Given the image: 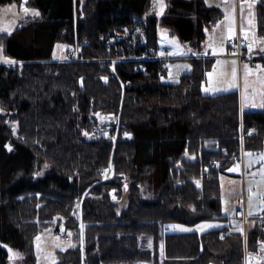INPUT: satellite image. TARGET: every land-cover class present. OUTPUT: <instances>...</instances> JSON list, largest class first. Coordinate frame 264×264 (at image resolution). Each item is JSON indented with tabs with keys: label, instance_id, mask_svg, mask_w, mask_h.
Segmentation results:
<instances>
[{
	"label": "trees",
	"instance_id": "trees-1",
	"mask_svg": "<svg viewBox=\"0 0 264 264\" xmlns=\"http://www.w3.org/2000/svg\"><path fill=\"white\" fill-rule=\"evenodd\" d=\"M151 3L28 0L39 15L0 33V241L30 262L44 229L70 237L55 264H244L245 247L264 241V211L252 217L246 238L228 226L163 231L169 223L226 217L220 173L240 153L241 118L250 131L245 149L264 151V108L241 106L237 90L203 92L213 58L192 57L193 68L176 81L165 80L161 60L113 66L109 58L120 53H107L106 39L123 28L135 31L121 51L128 56L160 50L159 25L202 52L205 28L224 15L206 0H167L162 16ZM256 25L264 36L262 0ZM74 44L82 47L79 59L66 61ZM139 65L145 70L135 71ZM108 115L133 139H115L114 129L90 137L92 124ZM141 234L152 237V247ZM8 256L0 244V264Z\"/></svg>",
	"mask_w": 264,
	"mask_h": 264
},
{
	"label": "rangeland",
	"instance_id": "rangeland-1",
	"mask_svg": "<svg viewBox=\"0 0 264 264\" xmlns=\"http://www.w3.org/2000/svg\"><path fill=\"white\" fill-rule=\"evenodd\" d=\"M258 1L256 0L255 3H251V0H207L209 4L218 5L224 15L217 27L205 28L206 37L201 49V51L208 53L210 50L215 55L212 67L207 71L206 79L202 83L203 92L216 94L237 90L241 103L245 108H264L261 107L264 104V36L257 32L256 4ZM24 6V0L8 4L0 3V27L7 29V31L0 33H12L18 24L23 22L28 15H32L31 10H36L28 4V0L26 4L29 9L28 13L23 11ZM166 7L167 0H152L150 11L158 16H162L165 13ZM5 9L10 10L5 11ZM238 33L243 40L251 42L252 45L248 49V52L257 51L263 58H253L252 61H243V65L241 66L238 64L237 58L219 56V54L227 52L228 40L236 38ZM158 36L159 46L167 47L171 57L168 60L165 80L176 81L182 73L191 71L193 68L192 57H201V53L203 52L195 50L191 43L182 41L167 26L159 25ZM0 46L2 45L0 44ZM4 55L3 49L0 56ZM262 155H264V151L257 152L244 149L243 165L239 161H234L227 169V173H220V176H222L221 212L226 217L204 219L194 224L169 223L164 226V233L191 231L202 233L210 229L228 226L242 229L243 236L245 237L247 231L254 225L252 217L264 211V160L260 159ZM229 169L234 170L229 171ZM250 197L251 206L249 202ZM225 209L228 211L226 212ZM243 214L246 215L247 222L245 225L242 222ZM260 219H264V214L260 215ZM208 224L219 225L220 227L208 228L205 226ZM171 225H182L191 229V231H181L178 228L170 227ZM197 225H201L202 227L197 228ZM37 237H39L38 240ZM144 238H146V243L142 242V245L145 244L147 247H152V237L141 234L140 239ZM0 244L8 249V264H55L57 261L56 251L58 249H65L68 246L66 241L57 238L50 229H44L34 238L36 261L33 263L27 260V256L23 251L1 241ZM262 248H264V241L259 243L253 251L245 247L243 253L244 264H264V250ZM124 264L152 263L137 261Z\"/></svg>",
	"mask_w": 264,
	"mask_h": 264
},
{
	"label": "built area",
	"instance_id": "built-area-1",
	"mask_svg": "<svg viewBox=\"0 0 264 264\" xmlns=\"http://www.w3.org/2000/svg\"><path fill=\"white\" fill-rule=\"evenodd\" d=\"M134 36H135V31L129 28H123L122 31L111 34L106 39V44H107L106 52L110 53L112 49H116L120 53L118 55H114L113 57L109 58L113 66H114V63L119 60H139V61L140 60H161L163 61V67L168 69V60L171 57H170V51L167 47H162L160 48V50L151 48L149 50V54L145 56H128V55L123 54L121 51H123L124 43H130L133 40ZM228 43L233 47L234 56L239 61H251L252 60L253 54L248 52V49L251 47L250 41L243 40L238 35L236 38L232 40H228ZM85 44H87V41H83V45ZM81 48H82L81 45H78V44L72 45L71 48L69 49L66 61L78 60ZM143 70H145L144 65H139L135 68V71H143ZM113 77H116V73H114ZM123 84L126 85L127 87H130L132 83L131 81H128ZM102 119H103V122L92 124L89 130L90 137L95 138L104 133L111 132L114 129L115 139H121L124 141L133 139L134 136L132 133L121 128L119 119L111 115L104 116ZM126 133L128 135H126ZM249 133L250 131L244 128V124L241 118L240 126H239L240 153L234 155V158L238 159L241 163H243L242 152L244 148V140H245V137L249 135ZM211 165L214 166L216 169H218L220 164L217 161H215ZM102 170L104 173H106L108 171V168H103ZM242 222L244 225L247 222L245 214H243L242 216ZM54 235L57 238L62 239L63 241H68L70 238L69 235L62 229L55 230Z\"/></svg>",
	"mask_w": 264,
	"mask_h": 264
},
{
	"label": "snow or ice",
	"instance_id": "snow-or-ice-1",
	"mask_svg": "<svg viewBox=\"0 0 264 264\" xmlns=\"http://www.w3.org/2000/svg\"><path fill=\"white\" fill-rule=\"evenodd\" d=\"M206 2H207V0H206ZM256 2V0H251V3H255ZM262 2H264V0H262ZM24 3H25V6L23 7V11L25 12V13H28L29 12V9H28V7L26 6V4H27V0H24ZM10 9H5V11H9ZM161 10H163V9H161ZM31 14L32 15H34V16H38L39 15V12L38 11H36V10H31ZM3 31H7V29H5V28H3V27H0V32H3ZM10 34V33H9ZM2 52H3V48H2V46H0V54H2ZM162 55H163V53H162ZM4 62L5 63H15V61H11V60H8L7 58H4ZM234 63V62H233ZM162 79H163V77H162ZM206 91H207V89H206ZM261 107H264V104H262L261 105ZM0 112H3V109H0ZM97 115H99V114H97ZM85 135H88V133H85ZM126 135H128L127 133H126ZM6 147H9V149H10V146H7L6 145ZM249 155H251L250 153H249ZM260 159L261 160H264V155H262L261 157H260ZM234 169H229V171H233ZM197 183H199V182H197ZM250 206H251V197H250ZM225 211L227 212L228 210L227 209H225ZM251 214V213H250ZM206 227H208V228H212V227H220L219 225H212V224H208V225H205ZM170 227H172V228H178V229H180L181 231H191V229H189V228H186V227H184V226H182V225H171ZM202 226L201 225H197V228H201ZM241 231H242V229H240ZM39 239V237H37V240ZM262 250H264V248H262ZM9 251H11V250H9Z\"/></svg>",
	"mask_w": 264,
	"mask_h": 264
},
{
	"label": "crops",
	"instance_id": "crops-1",
	"mask_svg": "<svg viewBox=\"0 0 264 264\" xmlns=\"http://www.w3.org/2000/svg\"><path fill=\"white\" fill-rule=\"evenodd\" d=\"M208 3V2H207ZM209 4V3H208ZM214 5H216V4H214ZM218 6V5H217ZM152 12V11H151ZM217 27V26H216ZM238 35H239V33H238ZM240 36V35H239ZM237 37V36H236ZM241 37V36H240ZM233 49V48H232ZM229 50V47H227V52L226 53H221V54H219V56H222V57H232V58H235L236 59V57L234 56V51H230ZM203 53H201L202 54V56L203 57H209V58H213V57H215V55H213L211 52H210V50H209V53L208 52H205V51H202ZM252 53L254 54V57H255V55H257L255 58H263L262 56H260V54L257 52V51H252ZM0 59H2V56H0ZM237 61H238V64L239 65H243V61H239L238 59H236ZM241 106H243V104L241 103ZM241 111V113H242V109L240 110ZM243 158H244V153H243ZM225 175V174H224ZM223 175V176H224Z\"/></svg>",
	"mask_w": 264,
	"mask_h": 264
},
{
	"label": "water",
	"instance_id": "water-1",
	"mask_svg": "<svg viewBox=\"0 0 264 264\" xmlns=\"http://www.w3.org/2000/svg\"><path fill=\"white\" fill-rule=\"evenodd\" d=\"M223 1H228V0H223ZM253 109H256V108H253Z\"/></svg>",
	"mask_w": 264,
	"mask_h": 264
}]
</instances>
